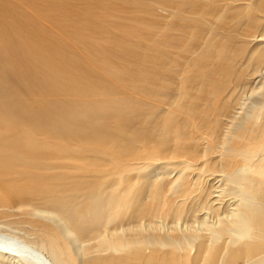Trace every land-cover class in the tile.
I'll return each mask as SVG.
<instances>
[{
	"label": "rangeland",
	"instance_id": "374dc122",
	"mask_svg": "<svg viewBox=\"0 0 264 264\" xmlns=\"http://www.w3.org/2000/svg\"><path fill=\"white\" fill-rule=\"evenodd\" d=\"M61 1L64 2L61 13L48 14V17L54 16V19L61 21V29H55L48 20L43 24L47 45L44 49L45 62L57 64L60 78L61 74L73 77L80 88L90 85L89 89H85L89 90L90 98L87 112L74 101L68 100L67 107L73 109L75 119L61 120V145L66 153L61 152V156L55 154L49 164L57 167L61 165L60 171H69L73 164L66 159L68 154L74 158H89L101 164L91 168L100 170L101 176L110 179L98 178L91 171L93 178L87 179L86 184L75 191L71 198H77L78 204H87L77 205L75 210L68 209L65 216H71L79 210L86 215L88 222L102 225L123 201L128 202L130 209H133L129 213L135 215L150 200L153 187L162 183L166 185L179 171L184 179L192 177L187 181V186L194 189L198 184L197 189L200 188V178L208 176V167L215 161L220 162L217 168L223 166L224 173L217 172L223 176H219L216 181L211 180L210 184L220 180L217 185L223 186L221 179L225 180L226 175H229L225 167V155L213 149L212 145H219L216 134L223 127L228 135L226 140L235 138V123L239 119L234 122L229 120L227 113H231V110L227 109L228 105L237 95L246 93L247 99L239 110V118L245 119L249 114H255L257 108H264V68L252 76L253 61L264 48V38H255L253 35L256 27H262L264 31V16L254 27L251 14L255 7L264 8V0H198L196 6L191 8L188 5L186 10L183 7L188 0H185L181 9L186 12L179 16L176 7L179 0H162L156 4L153 13L142 15L136 8L123 3L120 7H109L108 13L105 6L90 0ZM89 13L101 14L103 19L93 21L90 25L68 24L69 19L75 18L83 22ZM8 19L13 21L12 18ZM57 41L62 43L61 46ZM103 41L115 43L109 46ZM99 43L108 48L113 47L111 54L102 57L100 49L94 47ZM33 88L27 82H15L16 93L10 97L2 95L0 100L28 109L34 106L38 109L50 108L56 116L61 117L65 102L61 87L57 86L55 90L45 93L42 104L39 97H30ZM216 95L221 98L220 102L216 100ZM214 106L217 109L211 111ZM75 129L79 138L69 139L67 132ZM208 135L211 140L206 144V156L196 166L190 155L192 151L204 148L203 142ZM239 142L237 139L232 143L235 151ZM149 154L156 155L155 159ZM180 162L184 165H180ZM137 164H140L139 168L132 170ZM236 164L233 163V166ZM64 165L67 168H63ZM197 167L202 171H195ZM171 169L174 171L168 172ZM119 178H123L122 186L114 182ZM13 181L17 185L21 183L18 177H14ZM67 185L65 178L64 186ZM135 187L141 190V194L134 191ZM183 188L184 185L174 186L176 193L172 195L175 202L170 203L171 213L178 206L176 198L180 195L178 191ZM231 188L236 187L231 185ZM15 191L20 190L16 188ZM130 192H133V197L128 201ZM218 194L216 192L214 196ZM25 196H30L28 198L37 204L43 202L33 193ZM223 204L227 206L226 202ZM20 205L15 199L7 198L5 207L0 206V213L4 211L6 218L13 223L26 221L22 226L28 230L35 228L30 225L35 220L53 222L49 216L47 219L38 214L32 216L33 220L19 209ZM207 211L204 209L198 213L200 220L208 219L205 217ZM169 217L164 221L161 234L165 238L168 235L176 238L172 244L168 241L164 245L158 240L113 246L106 242L98 247L99 240L90 238L84 240L82 254L78 256L84 261L109 255L116 259H147L151 255L161 257L167 254L178 257L177 263L183 264L181 260H184V254H188V259L194 261L200 242L199 237L195 238V233L201 225L198 222L190 225V213L187 210L178 225L173 226ZM185 217L191 228L183 225ZM209 220L215 222L216 218L210 217ZM219 224L223 225L222 222ZM222 241V238L218 240Z\"/></svg>",
	"mask_w": 264,
	"mask_h": 264
},
{
	"label": "bare ground",
	"instance_id": "6f19581e",
	"mask_svg": "<svg viewBox=\"0 0 264 264\" xmlns=\"http://www.w3.org/2000/svg\"><path fill=\"white\" fill-rule=\"evenodd\" d=\"M90 1L105 6L108 13H110L109 7H120L123 3L136 8L142 15L153 13L156 4L162 0ZM184 1L179 0L176 3L179 9L178 16L186 12L188 5L193 8L198 4V0H188L183 10L181 7ZM61 6H64L61 0H0V97L14 95V84L21 81L33 85L32 93L28 94L30 97H39L41 104L44 94L55 90L57 86L61 87V95L65 98L61 117L56 116L50 108L38 109L34 106L28 109L0 100V206L5 207L7 198L15 199L21 204L19 209L25 211L29 217H36L38 214L47 219L49 216L53 220V222L35 220L36 222L30 224L35 228L28 230L22 226L27 223L26 221L13 223L6 218L4 211L0 213V264H178V257H170L167 254L161 257L151 255L147 259L129 257L116 259L109 255L84 261H81L78 255L82 254L84 240L90 238L99 240L98 247H102L106 242H110L113 246L158 240L164 245L169 242L172 244L173 239L176 238H171V235L165 238L161 234L165 226L164 221L171 216L173 226L178 225L183 219L185 210L190 213V225L198 222L201 227H198L199 231L196 230L195 233V238H200L197 256L192 261L188 259V254H184L185 258L181 260L184 261L183 264H264V108L257 110L255 108V114H249L245 119L239 118V110L243 108L247 99L246 93L237 95L227 107L231 110L229 111L231 113H227L229 120L234 122L235 119H239L235 123L233 135L235 138L232 141L226 140L227 134L223 127L216 134L219 145H212L213 149L222 151L225 155V167L229 175H226L225 180L221 179L224 182L223 186L217 185L219 179L216 183L210 184L211 180L216 181L224 173L223 166L218 169L220 162L215 161L208 167V176L204 179L200 178V188L197 189L198 184L194 189L187 186V181L192 177L184 179L182 172L179 171L166 185L162 183L154 186L150 200L135 215L129 213L133 209H130L128 202L123 201L113 209L102 225L94 221L88 222L86 215L79 210L71 216H65L68 209L75 210L77 205L87 204V202L78 204L77 198L73 200L71 198L75 191L86 184L87 179L93 178L91 171L96 173L98 178L108 181L110 179L101 176L100 170L92 169L91 166L101 164L89 158H74L68 154L65 157L73 164L69 171H60L61 165L57 167L49 164L55 158V154L61 156V152L66 153L61 145V120L75 119L73 109L67 107L68 100L74 101L79 108L87 112L90 98L89 90H85L89 89L90 85L80 88L76 86L75 78L66 77L64 74H61L60 78L56 70L57 64L45 62L44 49L47 45L43 24L48 20L55 29H61L60 20L54 19V16L48 17V14H60ZM251 14L254 19L253 26L256 27L264 16V8L255 7ZM8 18H12L13 21H9ZM101 19H103L101 14L89 13L83 22L75 18L69 19L68 24L90 25L93 21ZM253 36L264 38L262 27H256ZM107 41L103 43L106 42L110 44L109 46L115 43ZM118 41L120 43V40ZM57 43L60 46L62 44L60 41ZM94 47L100 49L102 57L111 54L113 48L109 47V49L105 44L100 43ZM253 56L254 54L251 53V57ZM261 68H264V48L257 53L253 61L252 76L259 73ZM216 100L220 102L221 98L216 95ZM25 101L27 102V99ZM214 109H217V106L211 107V111ZM20 121L24 123L21 124ZM204 136L205 132L202 133V137ZM67 137L73 140L79 138L78 131L76 129L68 131ZM237 139L241 143L239 142L240 145L235 151L232 143ZM210 140L211 136L208 135L203 142L204 148L200 151H192L190 158L196 166L206 156V144ZM149 155L155 159L156 155ZM158 157L163 158L160 155ZM256 158L257 160H254ZM233 163L237 164L233 166ZM180 165L184 163L180 162ZM139 166L140 164L134 165L132 170ZM63 168L67 167L64 165ZM173 171L174 169H171L168 172ZM195 171L202 170L197 167ZM14 177L21 180L20 185L14 183ZM64 177L67 186H64ZM122 181L123 178H119L114 182L122 186ZM176 184L184 185V188L178 191L180 193L176 198L178 206L171 213L170 203L175 202L172 195L176 193L174 190ZM231 185H235L236 188H231ZM16 188L20 191L14 192ZM134 191L141 194V190L137 187ZM216 192L219 194L214 196ZM29 193L38 195L43 201L42 205L32 202L28 198L30 196H25ZM130 194L128 201L133 197V192ZM224 202L227 206L223 204ZM204 209L208 210L205 216L208 219L200 220L198 213ZM210 217L216 218V221L209 220ZM221 222L222 226L219 224ZM183 225L190 226L188 218L185 217ZM192 231L194 232L193 229ZM192 236L194 237V234ZM220 238L223 239L222 242H218Z\"/></svg>",
	"mask_w": 264,
	"mask_h": 264
}]
</instances>
